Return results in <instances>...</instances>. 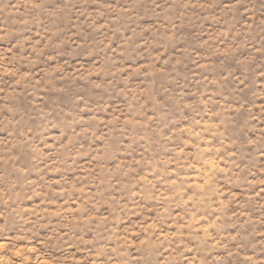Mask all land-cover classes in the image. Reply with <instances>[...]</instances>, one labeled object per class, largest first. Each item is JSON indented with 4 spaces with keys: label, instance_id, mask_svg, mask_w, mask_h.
<instances>
[{
    "label": "rangeland",
    "instance_id": "374dc122",
    "mask_svg": "<svg viewBox=\"0 0 264 264\" xmlns=\"http://www.w3.org/2000/svg\"><path fill=\"white\" fill-rule=\"evenodd\" d=\"M0 264H264V0H0Z\"/></svg>",
    "mask_w": 264,
    "mask_h": 264
}]
</instances>
